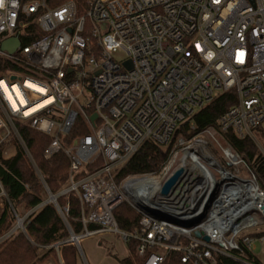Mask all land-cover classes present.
<instances>
[{"label":"built area","instance_id":"obj_1","mask_svg":"<svg viewBox=\"0 0 264 264\" xmlns=\"http://www.w3.org/2000/svg\"><path fill=\"white\" fill-rule=\"evenodd\" d=\"M50 1L0 0V166L18 146L28 153L19 127H29L50 138L44 159L68 158L69 187L60 195L80 201L84 233L75 235L69 205L61 208L50 195L47 203L70 238L42 248L60 257V247L71 244L79 254L82 239L118 234L137 243L142 264H165L172 253L183 264H250L234 254L253 252V236L242 234L264 224V191L251 172L253 180H239L222 169L209 148L244 165L223 134L257 144L253 133L264 122V0H66L58 7ZM14 38L20 46L4 51ZM118 51L125 53L122 62L113 57ZM230 92L235 105L216 128L196 134L197 112ZM78 126L87 133L70 140ZM146 143L171 151L163 180L117 182V171ZM180 169L189 170L187 179L164 196ZM4 200L16 224L0 245L17 231L26 234L35 212L19 214L0 179V213ZM125 203L141 215L131 234L114 215ZM198 218L192 228L181 225Z\"/></svg>","mask_w":264,"mask_h":264},{"label":"trees","instance_id":"obj_2","mask_svg":"<svg viewBox=\"0 0 264 264\" xmlns=\"http://www.w3.org/2000/svg\"><path fill=\"white\" fill-rule=\"evenodd\" d=\"M65 1L51 0L50 4L52 7H58ZM21 44H25L22 37ZM236 101L234 92L220 94L210 105L197 112L193 117L197 126L196 134L216 128L221 116L235 105ZM19 133L28 153L18 146L15 157L3 161L0 166V179L8 199L19 214L26 215L34 210L35 212L25 225L26 234L17 231L0 245V264H42L47 262L50 256L58 259L55 249L42 247L62 243L70 238L59 211L52 203H47L50 195L58 197L57 202L61 208L69 205L68 223L75 235L84 233L80 201L74 194L60 195L68 189L70 179V163L65 154L60 153L51 160H46L43 153L50 143V138L26 126L19 127ZM86 133L85 128L78 126L71 132L70 140ZM223 136L225 143L242 158L264 191V155H258L257 144L250 138L240 140L233 133H225ZM170 159L171 151L165 152L146 143L117 171V182L121 183L128 178L158 177ZM4 203L5 207L0 213V236L12 230L16 224L8 202L4 200ZM114 215L121 231L131 234L139 228L141 215L129 204L120 206ZM127 245L129 256L121 260L120 264H142V259L137 256V243L129 241ZM240 254H247L253 259L251 252ZM60 256L64 264H79L76 248L71 244L60 247ZM181 256L179 253H172L167 257L165 264H183ZM223 264L235 263L224 261Z\"/></svg>","mask_w":264,"mask_h":264},{"label":"rangeland","instance_id":"obj_3","mask_svg":"<svg viewBox=\"0 0 264 264\" xmlns=\"http://www.w3.org/2000/svg\"><path fill=\"white\" fill-rule=\"evenodd\" d=\"M113 57L116 62H122L126 58L123 51H118L114 54ZM253 135L257 140L258 155L262 156L264 155V122L256 131H254ZM10 141H14V138H11ZM220 142L222 141L220 140ZM222 143L221 145L224 146V143ZM211 150L219 160V164L222 169H225L230 174L238 177L239 180H253L252 175L245 164L231 165V163L225 158V156L219 153L217 151V148H214V145L210 146L209 151L211 152ZM180 167H183L182 162L180 163ZM148 178L154 180H163L164 177H161L159 175L158 177ZM259 217L262 218V216ZM242 235L253 236V252H251L253 259L249 258L247 254L242 255L240 253H235V257L240 259L242 262L250 264H264V224L249 229ZM257 236H259V238ZM80 246L82 252H79L78 254V251L76 250L79 264H120L121 260H124L129 256L127 242L124 241L123 237L118 234H108L106 237H104L103 240L101 239V237L84 238L81 240ZM60 257L58 255V259H55L53 258V256H50L48 261L42 264H62L63 261Z\"/></svg>","mask_w":264,"mask_h":264},{"label":"water","instance_id":"obj_4","mask_svg":"<svg viewBox=\"0 0 264 264\" xmlns=\"http://www.w3.org/2000/svg\"><path fill=\"white\" fill-rule=\"evenodd\" d=\"M20 46V40L18 38H14L11 40H8L5 42L2 46V49L4 51H7L11 54H13L16 49ZM127 67L130 68V63L127 64ZM189 175V170L188 169H180L178 170L170 179L169 181L164 185L162 189V194L164 196H172L175 194V192L183 185L184 181L187 179ZM50 200L56 201L57 197L51 195ZM201 222V219H195L193 221L189 222H182L181 225L187 228H192L196 225H198ZM195 236L197 238H201L202 234L196 233ZM206 242H209V238H204Z\"/></svg>","mask_w":264,"mask_h":264},{"label":"crops","instance_id":"obj_5","mask_svg":"<svg viewBox=\"0 0 264 264\" xmlns=\"http://www.w3.org/2000/svg\"><path fill=\"white\" fill-rule=\"evenodd\" d=\"M108 234H105V235H102V236H98V237H101V239L103 240L104 237H106ZM101 242V241H100Z\"/></svg>","mask_w":264,"mask_h":264}]
</instances>
